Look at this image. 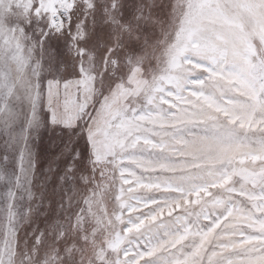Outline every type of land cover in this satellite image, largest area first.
I'll use <instances>...</instances> for the list:
<instances>
[{"label":"rangeland","instance_id":"1","mask_svg":"<svg viewBox=\"0 0 264 264\" xmlns=\"http://www.w3.org/2000/svg\"><path fill=\"white\" fill-rule=\"evenodd\" d=\"M233 2L0 0V264H200L218 240L258 230L264 71L251 66L255 90L221 92L184 42L220 31L206 5ZM225 31L237 54L264 53L256 20ZM52 77L70 81L57 116L76 128L86 109L89 140L83 122L33 130L30 101ZM225 121L232 136L211 139Z\"/></svg>","mask_w":264,"mask_h":264},{"label":"snow or ice","instance_id":"2","mask_svg":"<svg viewBox=\"0 0 264 264\" xmlns=\"http://www.w3.org/2000/svg\"><path fill=\"white\" fill-rule=\"evenodd\" d=\"M215 10L217 18L222 27L214 35H206L200 29H193L190 33L185 32L184 42L191 48L197 46V51L203 53V59L200 60L201 67L205 68L207 75L205 79L216 80V87L221 92L225 87L228 91H242L241 85H248L256 89L252 80V65L260 62L261 70L264 71V53L257 48V54L253 56L250 51L240 49L239 53L234 50L235 41L228 39L225 31L233 30L243 33H249L253 20H256L260 29H264V0H234L232 4H212L210 6ZM245 20L248 23H245ZM184 59H191L185 56ZM77 77L80 76L79 69L76 70ZM63 82L69 83L67 79L61 81L57 77H52L47 83L48 87H41L37 92V98L30 101L32 104V114L35 119L32 121L33 130L39 137L42 130L50 127H64L65 131L76 132L81 122L87 129L83 133L85 140H89L94 129L89 126L88 121H83V117L88 115L85 109L76 120V128L71 127L70 121H64L57 116L59 110V100L57 98L59 85ZM264 84V79L260 81ZM55 88V93L53 92ZM264 93V89L260 90ZM240 103L239 100L235 101ZM261 108L264 109V100L259 101ZM221 112L229 113L228 119L234 117L235 110L216 104ZM93 119L89 116V121ZM213 136L211 139L222 141L230 138L233 130L228 127L227 122L219 125H212ZM260 227L255 232L242 235L240 239H221L211 245L205 251L200 264H264V221L260 222ZM190 231V230H189ZM215 231V222L209 225L207 232L196 233L198 239L194 238L192 244V253L185 254L196 256L203 247L208 236ZM174 264H191L186 258L181 261L175 260Z\"/></svg>","mask_w":264,"mask_h":264},{"label":"trees","instance_id":"3","mask_svg":"<svg viewBox=\"0 0 264 264\" xmlns=\"http://www.w3.org/2000/svg\"><path fill=\"white\" fill-rule=\"evenodd\" d=\"M39 155H41V152H40V151L38 152V156H39Z\"/></svg>","mask_w":264,"mask_h":264},{"label":"built area","instance_id":"4","mask_svg":"<svg viewBox=\"0 0 264 264\" xmlns=\"http://www.w3.org/2000/svg\"><path fill=\"white\" fill-rule=\"evenodd\" d=\"M56 22V21H55Z\"/></svg>","mask_w":264,"mask_h":264}]
</instances>
